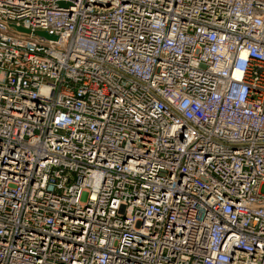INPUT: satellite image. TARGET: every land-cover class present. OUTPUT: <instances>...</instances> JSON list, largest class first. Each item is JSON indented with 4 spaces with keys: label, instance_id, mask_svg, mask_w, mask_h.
<instances>
[{
    "label": "built area",
    "instance_id": "1",
    "mask_svg": "<svg viewBox=\"0 0 264 264\" xmlns=\"http://www.w3.org/2000/svg\"><path fill=\"white\" fill-rule=\"evenodd\" d=\"M0 264H264V0H0Z\"/></svg>",
    "mask_w": 264,
    "mask_h": 264
},
{
    "label": "water",
    "instance_id": "2",
    "mask_svg": "<svg viewBox=\"0 0 264 264\" xmlns=\"http://www.w3.org/2000/svg\"><path fill=\"white\" fill-rule=\"evenodd\" d=\"M36 32H37V34L45 36L47 38H55L53 35H50V34L46 33L45 31H42V30H38Z\"/></svg>",
    "mask_w": 264,
    "mask_h": 264
}]
</instances>
